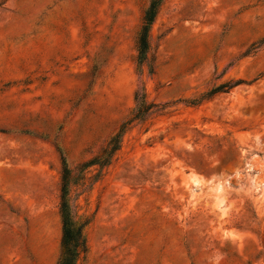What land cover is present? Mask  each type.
I'll use <instances>...</instances> for the list:
<instances>
[{
    "label": "rangeland",
    "instance_id": "rangeland-1",
    "mask_svg": "<svg viewBox=\"0 0 264 264\" xmlns=\"http://www.w3.org/2000/svg\"><path fill=\"white\" fill-rule=\"evenodd\" d=\"M151 1L0 0V264L58 263L63 158L77 264H264V0H165L139 65Z\"/></svg>",
    "mask_w": 264,
    "mask_h": 264
},
{
    "label": "trees",
    "instance_id": "trees-1",
    "mask_svg": "<svg viewBox=\"0 0 264 264\" xmlns=\"http://www.w3.org/2000/svg\"><path fill=\"white\" fill-rule=\"evenodd\" d=\"M165 0H152L150 6L147 8L143 23L138 35V63L142 65L148 58L150 50V32L154 25L160 9ZM136 102L138 105V110L134 119L139 118L144 113L149 111L148 104L146 103V97L144 94L137 93ZM121 144V134L117 135L112 139L110 147H108L104 153L84 164L81 170L84 171L86 168L94 165L107 166L113 159L116 152L119 150ZM71 185V170L63 158V173H62V202L60 207V213L63 223V239H62V249L61 256L57 264H77V261L81 255L87 251L86 236L84 233L85 223H80L77 220L75 210L69 202V191Z\"/></svg>",
    "mask_w": 264,
    "mask_h": 264
}]
</instances>
